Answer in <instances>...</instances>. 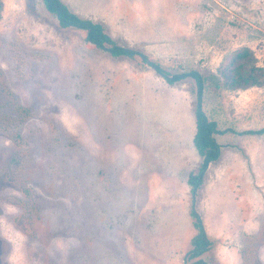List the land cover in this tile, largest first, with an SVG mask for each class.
<instances>
[{
    "label": "rangeland",
    "instance_id": "rangeland-1",
    "mask_svg": "<svg viewBox=\"0 0 264 264\" xmlns=\"http://www.w3.org/2000/svg\"><path fill=\"white\" fill-rule=\"evenodd\" d=\"M0 264H185L199 214L207 264H264V0H61L169 73L205 77L223 133L201 157L195 83H168L61 27L41 0H0ZM246 46L260 84L217 66ZM220 79V80H219Z\"/></svg>",
    "mask_w": 264,
    "mask_h": 264
},
{
    "label": "trees",
    "instance_id": "trees-1",
    "mask_svg": "<svg viewBox=\"0 0 264 264\" xmlns=\"http://www.w3.org/2000/svg\"><path fill=\"white\" fill-rule=\"evenodd\" d=\"M45 9L54 15L61 27H74L85 31V39L96 47L108 51L113 56L139 57L141 62L150 66L156 73L162 76L168 83H174L190 77L195 83L196 106L195 133L192 138L193 145L201 157L198 170L190 171L186 178L190 193L194 197L203 182L204 173L210 163L216 161L222 145L216 140L215 135L223 133L218 129L215 120L209 119L202 109V94L204 91L205 77L197 70H189L180 73H169L160 64L150 60L142 52L125 47L116 43L115 40L104 30L99 22L82 18L61 0H41ZM1 9V1H0ZM253 57L248 47L243 46L230 52L217 66V73L221 79L220 85L224 89H245L260 84L262 80V68L252 63ZM219 79V80H220ZM246 133H264V126L259 129L245 130ZM191 216L194 218L193 225L197 232L191 237V248L185 253V264H207L199 257L211 245L203 229L199 214L191 208Z\"/></svg>",
    "mask_w": 264,
    "mask_h": 264
},
{
    "label": "crops",
    "instance_id": "crops-1",
    "mask_svg": "<svg viewBox=\"0 0 264 264\" xmlns=\"http://www.w3.org/2000/svg\"><path fill=\"white\" fill-rule=\"evenodd\" d=\"M220 143V142H219ZM221 144V143H220Z\"/></svg>",
    "mask_w": 264,
    "mask_h": 264
}]
</instances>
